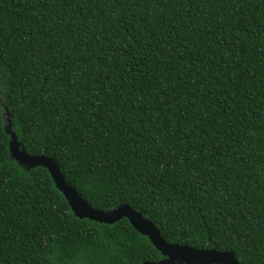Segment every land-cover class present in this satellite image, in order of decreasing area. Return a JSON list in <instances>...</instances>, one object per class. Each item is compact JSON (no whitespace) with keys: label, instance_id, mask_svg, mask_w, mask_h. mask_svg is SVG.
I'll use <instances>...</instances> for the list:
<instances>
[{"label":"trees","instance_id":"16d2710c","mask_svg":"<svg viewBox=\"0 0 264 264\" xmlns=\"http://www.w3.org/2000/svg\"><path fill=\"white\" fill-rule=\"evenodd\" d=\"M8 118L92 207L264 261V0H0V264L157 262L12 159Z\"/></svg>","mask_w":264,"mask_h":264},{"label":"water","instance_id":"95a60500","mask_svg":"<svg viewBox=\"0 0 264 264\" xmlns=\"http://www.w3.org/2000/svg\"><path fill=\"white\" fill-rule=\"evenodd\" d=\"M7 114L10 115L9 112ZM4 129L9 135L10 157L26 169L36 166L47 168L56 188L64 195L76 217L106 224H113L126 218L135 230L145 235L160 251L163 258L157 262L147 261L141 264H239L231 250H219L216 247L195 248L186 244L168 242L162 236L159 227L146 217L143 211L127 202L108 210L92 207L76 188L66 181L55 158L46 154H30L22 147L17 135L11 129L10 118ZM261 264H264V261Z\"/></svg>","mask_w":264,"mask_h":264},{"label":"snow or ice","instance_id":"6c2138e0","mask_svg":"<svg viewBox=\"0 0 264 264\" xmlns=\"http://www.w3.org/2000/svg\"><path fill=\"white\" fill-rule=\"evenodd\" d=\"M53 259H55V257H53Z\"/></svg>","mask_w":264,"mask_h":264}]
</instances>
